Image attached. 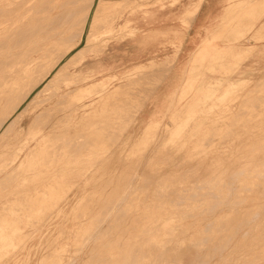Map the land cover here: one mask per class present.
I'll return each mask as SVG.
<instances>
[{"label":"rangeland","instance_id":"1","mask_svg":"<svg viewBox=\"0 0 264 264\" xmlns=\"http://www.w3.org/2000/svg\"><path fill=\"white\" fill-rule=\"evenodd\" d=\"M99 1L95 0L94 6ZM130 1L102 0V9L97 15L99 19H95L91 29L94 51L75 73H92L93 81L77 93L64 96L61 110L60 104L56 107L54 112L61 111L62 120L58 124L59 135L48 140L53 144L47 141L38 156L25 169L20 168L23 171H11L1 164L8 161L13 153H7L3 143H0V235L4 232L0 237V247L5 246L1 247L2 251L0 249V264H264V0H244L245 3L243 0H202L200 6L207 4L212 11L205 19L208 25L204 27L194 22L197 9L190 4L193 0ZM80 2L85 5V1L78 0L77 7L73 6L72 10H79L80 14L77 12L76 15L73 11L72 16L71 10L68 30L73 31L74 15L79 18L84 14L81 9L85 6ZM2 10L0 19L11 16L9 9ZM190 11L193 13L190 14ZM188 13L191 18L186 16ZM66 30L53 54L58 47L64 51L78 39L79 36L71 37V41L69 37L73 32ZM88 32L89 27H86L78 46H83ZM71 53L67 56L70 57ZM167 61L172 62L173 67L139 115V119L144 118L143 124L138 125L139 121L129 124L130 119L126 120V117L134 112L135 105H140L156 80V73H159L155 70L156 66ZM62 66L31 97L44 88ZM36 73L40 74L41 69L25 80L32 82L31 77ZM132 81H135L134 84ZM17 90L15 95L20 93ZM206 90L213 94L207 102L193 101ZM81 96L82 99L79 98ZM28 101L3 124L21 113ZM7 103L3 105L5 109L0 107V116L10 112L11 106ZM1 110L6 113L3 115ZM44 120L49 121L50 117L46 116ZM127 121L129 123H125ZM29 122V117L25 115L22 124L27 127ZM153 128L157 131L154 132ZM145 130L147 135L144 138ZM115 131H119V135L114 134ZM86 137L94 139L92 147ZM137 139L139 143L136 144ZM64 140L69 143L67 147ZM148 142L151 143L148 145ZM58 143L62 144L60 153ZM94 147L101 150L92 153ZM45 148L50 150L45 152ZM110 156H113V164L117 166L113 181L108 183L107 174L103 171ZM64 162L69 168L64 166ZM62 167L65 168L60 170ZM135 173H140V180L134 179ZM18 179L23 182L18 183ZM109 195L115 201H110ZM216 200L218 206L214 204ZM220 200L226 203L221 204ZM190 211L191 215L187 214ZM166 234L170 235L166 237ZM213 235L215 240L211 238ZM181 247H184L183 251ZM74 257L76 259L71 261ZM204 257L208 262L204 261Z\"/></svg>","mask_w":264,"mask_h":264},{"label":"bare ground","instance_id":"2","mask_svg":"<svg viewBox=\"0 0 264 264\" xmlns=\"http://www.w3.org/2000/svg\"><path fill=\"white\" fill-rule=\"evenodd\" d=\"M78 0H0V4H1V10H0V13L2 14L3 10L2 9H9V11L11 12V16L9 18H7V16H4L3 18L0 19V107H2L1 109H5L3 108V105L8 101L9 103L7 104H10L11 106V110L10 112L7 114L6 111L3 112L1 110V112H3L2 114L4 115L6 113V116L4 115V117L1 115V117H3L4 119H2L0 122V131L3 130V132L1 133L0 135V143L2 142L3 143V147H5L6 149V152L7 153H13V156L8 160V161H4L3 164H1L2 166L5 165V167H3L4 169L6 168L7 170H11V171H14L16 169H20L22 167H25L31 163V161L34 159V157H36V155L38 156V153L43 150L44 146H45V143L50 140V138H52L53 136H56L59 135L60 131H59V127H58V124H60L59 122L62 120V115L60 114L61 111L58 112V110L56 112H54L56 110V107L59 106V104L63 101V97L65 96H71L72 94L71 93H74L76 92L77 90L79 89H83L84 87L86 88V86L88 87V85L91 84V82L93 81L92 80V73H87V74H84V75H77L75 74L76 71H77V67L80 66L89 56L90 54L92 53L93 50V44H92V36H93V33L91 31V29L93 28V24H94V21H96L95 19L98 18L97 15H98V12L101 11L100 9H102V5H103V2L102 0L99 1L95 6H94V2L95 0H88V2L86 3V0H81V1H85V5H84V2L83 4H80L81 5H84L85 8L81 9V10H84V14L81 15L79 18L77 15V12H78V15L80 14V11H76V15H74L75 17V21L73 20V25L74 27L72 28L73 31L71 30H68L67 27H69L67 24L70 25V21H68L69 19V16L70 15V12L71 10L73 9V6L75 7L76 3H77ZM130 1V0H129ZM133 1V0H132ZM201 1L202 0H193L192 2H190L191 5H193L194 7H196V9L198 10L199 9V6L201 4ZM244 1V0H243ZM241 1V2H243ZM107 2V1H105ZM121 2V1H120ZM125 2V1H123ZM128 2V1H127ZM131 3V1H130ZM245 3V1H244ZM79 4V3H78ZM79 4V5H80ZM121 4V3H120ZM134 4V3H133ZM139 4V3H138ZM144 4V3H143ZM147 4V3H146ZM240 4V3H239ZM80 5V6H81ZM93 6H94V12H92L91 14V11L93 9ZM128 6V4H127ZM235 5H233L232 7H234ZM77 7V6H76ZM122 7V5H121ZM124 7V6H123ZM228 7V6H227ZM236 7V6H235ZM238 7V6H237ZM82 8V6H81ZM104 8V7H103ZM108 8V6H107ZM119 8V7H118ZM233 9V8H232ZM106 10V9H105ZM196 10V12H197ZM73 11L72 10V16H73ZM74 11V12H75ZM109 11V10H108ZM119 11V10H118ZM195 11V10H194ZM191 12L193 13V11H190V14ZM234 12V11H233ZM237 12V11H236ZM235 13V12H234ZM10 14V13H9ZM107 14V13H106ZM6 15V14H5ZM109 15V14H108ZM113 15V14H112ZM233 15V13H232ZM186 16L188 18H191V16L189 17V13L188 15L186 14ZM195 16V15H194ZM6 17V18H5ZM77 17V19H76ZM105 17V16H104ZM110 17H111V13H110ZM228 17V16H227ZM71 18V17H70ZM108 18V16H107ZM185 18V17H183ZM193 18V17H192ZM99 19V18H98ZM187 18H185L186 20ZM229 19V18H228ZM104 20V19H103ZM101 19V21H103ZM189 20V19H188ZM226 20V19H225ZM100 21V22H101ZM75 22V23H74ZM99 22V21H98ZM99 22V23H100ZM186 22V21H185ZM183 22V23H185ZM96 23V22H95ZM104 23H105V20H104ZM109 23V21H108ZM107 23V24H108ZM187 24V23H186ZM72 25V26H73ZM71 26V27H72ZM96 26V25H95ZM86 27H89V32L87 33L86 35V39H85V43L83 44L82 47L78 46L83 38V34L85 32V29ZM99 27V26H98ZM102 27V26H101ZM99 27V28H101ZM95 28V27H94ZM68 30L73 32L72 34L70 33V37L69 38H76L77 36L78 39L74 41V43L71 44L70 46V43H69V48L67 47L66 49H64V51L62 50H59V47L58 49L56 50L57 51H60L59 53L60 54H57L56 55V52L53 54L52 52L55 50L54 48H57V45L59 43V41L62 39V36H63V33L65 32V30ZM102 29V28H101ZM217 29V28H216ZM66 30V31H67ZM73 35V36H72ZM185 37V36H184ZM72 38H71V41H72ZM67 40V38H66ZM62 42V41H60ZM96 47V46H95ZM98 47V46H97ZM61 49V48H60ZM62 51V53H61ZM72 52V53H71ZM69 53H71L70 57L67 56ZM53 54V56H52ZM65 58V63H63V59ZM63 66L57 71V73L55 74V76L52 78V80L49 81V83H47V85L42 88L41 90H39L33 97H31L32 93L37 90L39 88V86H41L42 84H44L47 79L53 75V72L55 70H57V68L62 65ZM152 67V66H151ZM173 67V63H169L168 61L165 63V62H162L160 64H158L155 68L156 71H159V73L157 74L156 73V80L154 82L153 85H150V91L149 93L145 96V98L141 101L140 105H135L134 107V112L129 114L130 117H126V120L127 119H130V123L127 121L125 123H129V124H133L135 123L136 121H139L138 122V125H142L143 122H144V118H140L139 119V115L142 113L143 109L145 108L146 104H147V101L153 97L154 95V92L155 90L157 91V88L160 87V85L162 84V82L164 81L166 75L170 72V70L172 69ZM41 69V73H36L37 75V78L35 76H32L31 78L33 79L32 82L25 80L26 77L29 78V76H31L32 74H35V72L38 70ZM132 72V71H131ZM39 74V75H38ZM142 74V73H141ZM30 79V80H32ZM95 79V78H94ZM167 79V78H166ZM244 80V79H243ZM27 81V82H26ZM137 81V80H135ZM134 81V82H135ZM146 81V80H145ZM133 82V81H132ZM133 82V84H134ZM142 82V81H141ZM146 84V83H145ZM257 84H258V81H257ZM144 85V83H143ZM262 85V84H261ZM151 86H153L151 88ZM19 87H22L21 88V91L19 89ZM104 87V86H103ZM19 90H17V89ZM261 88V87H260ZM22 89H23V92H22ZM88 89V88H87ZM90 89V88H89ZM16 90L18 92H22L21 95L20 93L19 94H16L15 95V92ZM261 90V89H260ZM259 90V91H260ZM82 91V90H81ZM96 91V90H95ZM78 92V91H77ZM76 92V93H77ZM264 92V91H263ZM17 93V92H16ZM143 93V92H142ZM146 93V92H144ZM209 93V94H208ZM13 94V95H12ZM135 94V93H134ZM134 94H133V97H134ZM208 94V95H207ZM19 95V97H18ZM109 95V94H108ZM128 95V93H127ZM145 95V94H144ZM253 95V94H252ZM74 96V95H73ZM143 96V94H142ZM209 96H213V94L211 95L210 94V91L206 90L204 92L201 93L200 96H197L193 99L194 100H201V101H205L207 102V100L209 99ZM255 96V95H254ZM210 97V98H211ZM72 98V97H71ZM80 99H82V96L79 97ZM125 99V97H123ZM143 98V97H142ZM155 98V97H154ZM123 99V100H124ZM175 99V98H174ZM28 101L26 107H24V110L19 113L17 116H15L12 121H9L8 123H6L5 125L3 124L4 121L10 117L11 115L15 114L19 108L24 104L25 101ZM67 100V99H66ZM69 100V98H68ZM75 100V99H74ZM157 101V100H156ZM264 101V100H263ZM65 102V101H64ZM156 103V102H155ZM123 104V103H122ZM121 104V105H122ZM126 104V102H125ZM255 104V103H254ZM72 105V104H71ZM134 105V104H133ZM248 105V104H247ZM260 105V104H259ZM6 108L8 105H5ZM61 106L63 107V105L60 104L59 106V109L61 110ZM256 106V105H255ZM252 107V106H251ZM8 108H10L8 106ZM58 108V107H57ZM170 108V107H169ZM168 108V110H169ZM63 109V108H62ZM65 109V108H64ZM167 110V111H168ZM66 111V110H65ZM72 113H73V110H72ZM27 115L30 119V122L28 124L27 127H25L23 124H22V118ZM238 115V114H237ZM242 115V113H241ZM49 119L50 117V120L49 121H45L43 122V118L46 117ZM236 116V114H235ZM234 116V117H235ZM253 116V115H252ZM65 117V115H64ZM117 118V117H116ZM232 118V117H231ZM239 118V116H238ZM125 119V118H124ZM124 119H122L124 121ZM163 119V118H162ZM97 120V119H95ZM119 120H120V115H119ZM150 120H153V118H150ZM214 120V119H213ZM117 122V120H115ZM161 121V120H160ZM216 120H214L215 122ZM218 121V119H217ZM43 122V123H41ZM98 122V121H97ZM95 123V122H94ZM110 123V122H109ZM242 123H244L242 121ZM115 124V122L113 123ZM112 124V126H113ZM122 124V123H121ZM202 123H200L201 125ZM228 124V123H227ZM101 124H99V127H100ZM103 125V124H102ZM117 125V124H116ZM127 125V124H126ZM125 125V126H126ZM63 126V125H62ZM93 126V125H92ZM104 126H105V123H104ZM102 126V127H104ZM118 126V125H117ZM152 126V125H151ZM170 126V125H169ZM168 126V128H169ZM214 126V125H213ZM239 126V125H238ZM64 127V126H63ZM101 127V128H102ZM111 127V126H110ZM212 127V126H211ZM115 128V126H114ZM127 128V127H126ZM60 129H62V127H60ZM121 129V128H120ZM154 129V132H155V128ZM214 129V128H213ZM91 130V129H90ZM95 130V128H94ZM100 130V129H99ZM109 130V129H108ZM107 130V131H108ZM116 130V129H115ZM169 130V129H168ZM89 130L87 129V132ZM124 132V129L122 130ZM157 131V130H156ZM63 132V131H62ZM90 132V131H89ZM100 133L103 134L102 131H99ZM109 132V131H108ZM119 132V131H118ZM117 131L114 132V134L116 135H119L117 134L118 133ZM110 133V132H109ZM120 133V132H119ZM213 133V132H212ZM227 133V132H226ZM21 134H23L24 136H21ZM63 134V133H62ZM65 134V133H64ZM84 134V133H83ZM82 134V135H83ZM111 134V133H110ZM113 134V132H112ZM122 134V133H121ZM120 134V136H121ZM152 134L154 135V133L152 132ZM225 134V133H223ZM228 134V133H227ZM79 135V134H78ZM88 136V134H86ZM92 135V134H91ZM95 135H96V132H95ZM99 135V133H98ZM145 135V136H144ZM147 135V131L145 130V132L143 133V136L144 138L146 137ZM215 135V134H214ZM74 136V135H73ZM85 136V134H84ZM108 136V135H107ZM106 136V137H107ZM149 136V135H148ZM227 136V135H226ZM225 136V138H226ZM78 136L74 137L75 139L77 138ZM101 137V135H100ZM109 137V136H108ZM111 137V136H110ZM119 136H117L118 138ZM150 137V136H149ZM53 138V140L55 139ZM83 138V137H82ZM90 140V143L92 142V139L94 138L95 139V136H93V138H89V137H86ZM105 137H103L104 139ZM116 138V139H117ZM148 138V137H147ZM73 139V137L71 138V140ZM74 139V140H75ZM79 139V138H78ZM77 139V142H79V140ZM93 139V140H94ZM113 139V137H112ZM111 139V140H112ZM210 139V138H208ZM224 139V137H223ZM52 140V139H51ZM50 140V141H51ZM62 140V138L60 139V141ZM68 140V139H67ZM82 140V139H81ZM86 140V139H85ZM84 140V141H85ZM88 140V141H89ZM98 141H100L99 139H97ZM102 140V139H101ZM109 140V139H108ZM110 140V141H111ZM139 139L136 140V144L139 143L138 141ZM147 140V139H146ZM227 140V139H226ZM50 141H48L49 144H53V142L51 143ZM66 140H64L65 142ZM76 141V140H75ZM104 141V140H103ZM102 141V142H103ZM113 141L115 142V139H113ZM117 141V140H116ZM144 140H142V143H143ZM58 142H59V139H58ZM73 142V141H72ZM82 142V141H81ZM147 142V141H146ZM61 143V142H60ZM63 143V141H62ZM83 143V142H82ZM82 143H80L82 145ZM89 143V145H90ZM100 143V142H98ZM106 143V142H105ZM112 143V141H111ZM151 143V142H150ZM148 142V145L150 144ZM210 143V142H209ZM224 143V142H223ZM48 144V145H49ZM64 144V143H63ZM67 144L68 141H66V147L68 146ZM75 144V143H74ZM79 144V145H80ZM108 143H106L107 145ZM204 144V142H203ZM208 144V143H207ZM56 145H59L58 146V151L60 153V145L59 143L56 144ZM81 145L79 147H81ZM86 145V143H85ZM103 145V144H102ZM104 145V146H106ZM51 145H49L50 147ZM72 146H73V143H72ZM75 146V145H74ZM84 146V145H83ZM82 146V147H83ZM87 146H88V143H87ZM96 146V145H95ZM143 146V144H142ZM145 146V145H144ZM263 146V145H262ZM48 147V148H49ZM56 147V146H55ZM65 147V146H64ZM65 147V148H66ZM70 147V145H69ZM92 147V143H91V146ZM109 147H110V142H109ZM148 147V146H147ZM147 147H141V148H147ZM208 147V146H207ZM52 148V147H51ZM63 148V147H62ZM61 148V150H62ZM64 148V149H65ZM95 149L92 151V153L94 152H97L99 150H101L100 148L98 147H94ZM132 148V147H131ZM206 148V146H205ZM56 149V148H55ZM83 149V148H82ZM50 150V149H48ZM47 150V151H48ZM66 150V149H65ZM65 150L63 153H65ZM78 150V149H76ZM80 150V149H79ZM139 150V148H138ZM259 150V149H258ZM46 151V148H45V152ZM57 151V152H58ZM74 151V150H73ZM84 151V150H83ZM168 151V150H167ZM50 152V151H49ZM140 152V151H138ZM145 152V150H144ZM198 152V150H197ZM200 152V150H199ZM72 153V152H71ZM80 153V152H79ZM142 153V151H141ZM263 153V152H262ZM51 154H52V151H51ZM49 154V155H51ZM82 154V153H81ZM144 154V153H143ZM73 155V153H72ZM77 155V154H76ZM103 155V154H102ZM101 155V156H102ZM193 155V154H192ZM81 156V155H79ZM99 156V159L100 157ZM137 156V155H136ZM246 156V155H245ZM46 157V156H45ZM72 157V156H71ZM122 156H120L121 158ZM255 157V156H254ZM260 157V156H259ZM47 158V157H46ZM52 158V157H51ZM57 158V157H56ZM76 158V157H75ZM113 156H110V158L107 160V163H105L104 165H107V168H104V171L103 173H106V180L109 182H112L115 175L114 174V170H116V166L115 164H113L114 162V159H112ZM141 158H142V155H141ZM168 158V157H167ZM264 158V157H263ZM55 159V158H54ZM94 159V158H93ZM138 159V158H137ZM47 160V159H46ZM89 161V160H88ZM98 161V157L96 158L95 162ZM244 161V160H243ZM249 161V159H248ZM247 161V162H248ZM1 162V161H0ZM135 162H139V161H135ZM42 163V162H41ZM62 163V162H61ZM66 163H69L67 162L66 160ZM65 162L63 163L64 166L66 164ZM76 164V161L74 162ZM81 163V162H80ZM91 163H93V160L91 161ZM241 163V162H240ZM71 164V163H70ZM74 164V165H75ZM136 163H134L135 165ZM36 165H37V162H36ZM73 165V164H72ZM78 165V164H76ZM75 165V166H76ZM137 165H139L137 163ZM136 165V166H137ZM141 165V163H140ZM42 166V165H41ZM68 167V164L66 165ZM65 166V167H66ZM154 166V164H153ZM37 167V166H36ZM65 167H62L60 170H63V168ZM144 167H145V163H144ZM69 168V167H68ZM155 168V167H154ZM153 168V169H154ZM254 168V167H253ZM30 169V168H29ZM136 169V167H135ZM192 169V167H191ZM21 170V169H20ZM68 170V169H67ZM65 170V172L67 171ZM123 170V169H122ZM23 171V170H21ZM193 171H194V167H193ZM241 171V170H240ZM18 172V171H17ZM131 172V171H130ZM227 172V171H226ZM142 173V172H141ZM256 173V172H255ZM11 174V172H10ZM16 174V173H15ZM111 174V175H110ZM121 174V171L119 173V175ZM154 174V173H153ZM156 174V173H155ZM191 174V173H190ZM194 174V173H193ZM60 175V174H59ZM62 175V173H61ZM130 175V174H128ZM133 175V174H132ZM183 175V174H182ZM226 175V173H225ZM246 175V174H245ZM121 176V175H120ZM134 179H139V176H140V173H135L134 175ZM136 176V177H135ZM144 176V174H143ZM152 176V175H151ZM162 178L164 177L163 175H161ZM194 176V175H192ZM231 176V175H230ZM233 176V175H232ZM236 176V175H235ZM260 176V174H259ZM63 177V176H61ZM174 177H175V174H174ZM3 178V177H2ZM5 178V177H4ZM33 178V177H32ZM119 178V176L117 177ZM235 178V177H234ZM1 179V178H0ZM10 179V178H9ZM128 179V178H127ZM141 179H144V177L142 178L141 176ZM171 179V177H170ZM230 179V178H228ZM244 179V177L242 178ZM255 179V178H254ZM257 179V178H256ZM264 179V178H263ZM8 180V178H7ZM11 182L13 181L12 179H10ZM36 180V179H35ZM140 180V179H139ZM146 180V179H144ZM165 180V179H163ZM178 180V179H177ZM192 180V179H191ZM18 183H21L23 182L22 180L18 179L17 180ZM125 181V180H124ZM171 181V180H169ZM245 180H243L244 182ZM10 182V183H11ZM26 182V180H25ZM31 182V181H30ZM143 182V181H142ZM147 182V181H146ZM211 182V181H210ZM218 182V180H217ZM263 182V181H262ZM6 183V181H5ZM9 183V182H8ZM172 183V181H171ZM173 183H174V178H173ZM178 185L180 186L179 184V181L177 182ZM256 183V182H255ZM253 183V184H255ZM2 185V183H0ZM4 184V182H3ZM158 184V183H157ZM155 184V186L157 185ZM230 184V183H229ZM252 184V183H251ZM258 184V183H257ZM195 185H196V182H195ZM207 185V184H206ZM219 185V184H218ZM232 185V184H231ZM67 186V185H66ZM73 186V184H72ZM177 186V185H176ZM183 188H184V185H182ZM202 186V185H201ZM239 186V185H238ZM244 186H247V185H244ZM122 188V186H119ZM166 187V186H165ZM169 187V185H168ZM193 187V186H192ZM197 187V186H196ZM199 187V185H198ZM197 187V188H198ZM207 187V186H206ZM211 187V185H210ZM216 187V186H215ZM222 187V186H221ZM6 188V187H5ZM145 188V187H144ZM194 188V187H193ZM203 188V187H202ZM208 188V187H207ZM219 188V187H218ZM226 188V187H225ZM242 188V187H241ZM251 188V187H249ZM4 189V188H3ZM120 189V188H119ZM146 189V188H145ZM148 189V188H147ZM146 189V190H147ZM155 189V188H154ZM187 189V187L185 188ZM195 189V188H194ZM199 189V188H198ZM212 189V188H211ZM220 189V188H219ZM223 189V187H222ZM243 189H246L245 187H243ZM258 189V188H257ZM113 190V189H112ZM118 190V189H117ZM124 190V189H123ZM169 190V189H168ZM172 190V189H171ZM197 190V189H196ZM248 191V189H246ZM66 191V190H65ZM119 191V190H118ZM156 191V190H155ZM202 191V190H201ZM200 191V193H201ZM205 191V190H204ZM226 191V189H225ZM235 191V190H233ZM239 191V189H238ZM253 191V190H252ZM255 191V190H254ZM259 191V190H258ZM69 192V191H68ZM154 192V191H153ZM160 192V191H158ZM175 192V191H174ZM162 193V192H161ZM169 193V192H168ZM199 193V191H198ZM209 193V192H208ZM214 193V192H213ZM218 193V190L217 192ZM214 193V194H216ZM60 194V193H59ZM102 194V193H101ZM121 194H123L121 192ZM155 194V193H154ZM173 194V193H172ZM177 194V193H176ZM248 194V193H247ZM125 195V194H124ZM163 195V193H162ZM202 195V194H201ZM209 195V194H208ZM213 195V194H212ZM235 195V194H234ZM249 195V194H248ZM110 196V195H109ZM108 196V197H109ZM114 196V194H113ZM168 196V195H167ZM171 196V194H170ZM181 196V195H180ZM179 196V197H180ZM195 196V195H194ZM211 196V195H209ZM223 196L225 197V195L223 194ZM236 196V195H235ZM234 196V197H235ZM243 196V195H242ZM246 196V195H245ZM48 197V196H47ZM53 197V196H52ZM90 197V196H89ZM106 197V196H105ZM158 198V196H156ZM206 197V195H205ZM214 197V195H213ZM216 197H217V194H216ZM219 197V196H218ZM237 197V196H236ZM263 197V196H262ZM87 198V197H86ZM85 198V199H86ZM166 198V196H165ZM187 198V197H186ZM204 198V196H203ZM244 198V197H243ZM49 199V198H48ZM110 199H111V196H110ZM109 199V200H110ZM114 200V198H112ZM112 199L110 201H112ZM154 200V198H152ZM184 199V198H183ZM207 199V197H206ZM215 199V197H214ZM224 199V198H223ZM222 199V200H223ZM252 199V198H251ZM254 199V197H253ZM60 200V199H59ZM161 200V199H160ZM165 200V199H164ZM174 200V199H173ZM172 200V201H173ZM260 200V199H259ZM86 201V200H85ZM115 201V200H114ZM118 201V200H116ZM132 201V200H131ZM201 201V200H200ZM219 201V200H218ZM57 203V201H55ZM109 201L107 200V203ZM133 202V201H132ZM161 201H159L160 203ZM192 202V201H191ZM207 202V201H206ZM217 205V200L215 201ZM221 202V200H220ZM17 203V202H16ZM88 203V202H87ZM126 203V202H125ZM124 203V204H125ZM152 203V202H151ZM157 203V202H156ZM213 204V201L211 202ZM222 203H226V201L224 202H221ZM237 203H239L237 201ZM54 204V203H53ZM123 204V205H124ZM162 204V203H161ZM181 204V203H180ZM190 204V203H189ZM192 204V203H191ZM208 204H209V201H208ZM207 204V205H208ZM261 204V203H260ZM127 205V204H126ZM132 205V204H131ZM159 205V204H158ZM167 205V204H166ZM204 205V204H203ZM203 205H202V208H203ZM211 205V204H210ZM215 205V206H216ZM219 205V203H218ZM217 205V206H218ZM225 205V204H224ZM13 206V205H12ZM100 206V205H99ZM134 206V205H133ZM165 206V205H164ZM163 206V207H164ZM180 206V205H179ZM206 206V205H205ZM233 206V204L231 205ZM263 206V205H262ZM111 207V206H110ZM124 208V206H122ZM126 207V206H125ZM135 207V206H134ZM207 207V206H206ZM210 207V206H209ZM240 207V206H239ZM252 207V206H250ZM258 207V205H257ZM260 207V206H259ZM100 208V207H99ZM130 208V207H129ZM146 208V207H144ZM191 208V207H190ZM201 208V209H202ZM212 208V206H211ZM214 208V207H213ZM216 208V207H215ZM229 208V207H228ZM246 208V207H245ZM262 208V207H261ZM27 209V208H26ZM37 209V208H36ZM106 209V207H105ZM177 209V208H176ZM175 209V210H176ZM188 209V208H187ZM205 209V208H204ZM174 210V209H173ZM178 210V209H177ZM177 210H176V213H177ZM206 210V209H205ZM213 210V209H212ZM11 211V209H10ZM27 211V210H26ZM38 211V209H37ZM107 211H108V208H107ZM123 211V210H122ZM134 211V210H133ZM201 211V210H200ZM235 211V210H233ZM241 211V209H240ZM29 212V211H28ZM27 212V213H28ZM212 211H210L211 213ZM254 212V211H253ZM252 212V213H253ZM20 213V212H19ZM82 213V212H81ZM107 213V212H106ZM109 213V212H108ZM132 213V211L130 212ZM195 213V212H194ZM198 213V212H197ZM200 213V212H199ZM233 213V212H232ZM242 213V212H241ZM258 213V211H257ZM2 214V213H1ZM101 214V213H100ZM103 214V212H102ZM105 214V212H104ZM103 214V215H104ZM116 216L118 215L117 213H115ZM129 214V213H128ZM175 214V213H174ZM187 214L191 215V211ZM226 214V213H224ZM235 214V213H234ZM19 215V214H18ZM27 215V214H26ZM79 215V214H78ZM106 215V214H105ZM143 215V214H142ZM146 215V214H145ZM149 215V214H148ZM170 215V214H169ZM246 215V214H245ZM249 215V214H248ZM252 215V214H251ZM256 216H258L257 214H254ZM253 215V216H254ZM32 216V215H31ZM97 216V215H96ZM102 216V215H101ZM186 216V215H184ZM252 216V218H253ZM263 216V215H262ZM260 215V217H262ZM147 217V216H146ZM238 217V216H236ZM248 217V216H247ZM4 218H6L4 216ZM36 218V217H35ZM34 218V219H35ZM98 218V217H97ZM119 218V217H117ZM135 218V216H134ZM159 221L161 222V217H159ZM185 218V217H184ZM209 218V217H208ZM219 218V217H217ZM222 218V217H221ZM255 218V217H254ZM2 219V217H1ZM96 219V218H95ZM95 219H94V222H95ZM233 219V218H232ZM113 220V219H112ZM155 220V219H154ZM203 219H201L202 221ZM214 220V219H212ZM211 220V222H212ZM223 220V219H222ZM226 220V219H225ZM231 220V219H230ZM246 220V219H245ZM251 220V218H250ZM99 221V220H98ZM101 221V220H100ZM127 221V220H126ZM156 221V220H155ZM215 221L217 222L218 220L215 219ZM237 222V219L235 220ZM242 221V219H241ZM1 222V221H0ZM3 222H6V221H3ZM91 222V221H90ZM92 222V223H94ZM114 222V221H113ZM210 222V221H209ZM206 223V224H209ZM234 222V220H233ZM245 223V221H242ZM249 222V220L247 221ZM32 223V222H31ZM158 223V222H157ZM214 223V222H213ZM240 223V222H239ZM238 223V224H239ZM251 223V222H250ZM99 224V223H98ZM163 224V223H161ZM177 223L175 222V225ZM214 224H217V223H214ZM228 224V223H227ZM230 224V223H229ZM243 224V223H242ZM242 224H240L242 226ZM8 225V223H7ZM81 225V223H80ZM92 225V224H91ZM90 225V226H91ZM113 225V223H112ZM120 225V224H119ZM131 225V224H130ZM178 225V224H177ZM220 225V223H219ZM225 225V223H224ZM94 226V225H93ZM92 226V227H93ZM97 226V224H96ZM115 226V225H114ZM206 226V225H205ZM109 227V226H108ZM107 227V228H108ZM112 227V226H111ZM162 227V226H161ZM160 226L158 228H161ZM175 227V226H174ZM214 227V226H213ZM218 227V226H217ZM221 227V225H220ZM225 227V226H224ZM229 227V226H227ZM238 227V225H237ZM134 228V227H133ZM176 228V227H175ZM173 228V229H175ZM178 228V227H177ZM205 228V227H204ZM236 228V227H235ZM241 228V227H240ZM243 228V227H242ZM2 229V228H1ZM87 229V227H86ZM90 229L92 230V228L90 227ZM95 229V228H94ZM128 229V228H127ZM213 229V228H212ZM223 229V228H222ZM238 229V228H237ZM216 230V229H215ZM214 230V231H215ZM225 230H226V227H225ZM233 230V229H232ZM2 231V230H1ZM5 231V230H4ZM95 231V230H94ZM187 231V229H186ZM213 231V230H212ZM220 231V230H219ZM247 231V230H246ZM126 232V231H125ZM144 232V231H143ZM151 231H149V234H150ZM202 232V231H201ZM208 232V230H207ZM22 233V232H21ZM105 233V231H104ZM122 233H124V231L122 230ZM138 233V232H136ZM199 233V231H198ZM221 233V232H220ZM228 233V232H226ZM234 234L237 233V232H233ZM245 233V231H244ZM86 234V233H85ZM125 234V233H124ZM140 234V233H139ZM144 234V233H143ZM156 233H154L155 235ZM210 234V232H209ZM232 234V233H231ZM1 235H4V232L3 234ZM0 235V237H1ZM8 235V234H7ZM87 235V234H86ZM91 235V234H90ZM136 235V234H134ZM170 235V234H168ZM168 235L166 234V237H168ZM200 235V233H199ZM205 235V234H204ZM221 235V234H220ZM223 235H224V232H223ZM6 236V235H5ZM10 236V235H8ZM83 236V235H82ZM99 236V235H98ZM104 236V235H103ZM122 236V235H121ZM197 236V234H196ZM229 236V234H228ZM11 237V236H10ZM102 237V236H101ZM100 237V238H101ZM128 237V236H127ZM138 237V236H137ZM148 237V236H147ZM220 237V236H219ZM222 237V236H221ZM224 237V236H223ZM234 237V236H233ZM86 238V237H85ZM88 238V237H87ZM140 238V237H139ZM138 238V239H139ZM174 238V236H173ZM172 238V239H173ZM194 238V237H193ZM201 238V237H200ZM204 238V236H203ZM202 238V239H203ZM207 238V237H206ZM214 239V235L211 237ZM231 238V237H230ZM246 238V237H245ZM23 240V238H21ZM121 239V238H120ZM125 239V238H124ZM147 239V238H146ZM149 239V238H148ZM171 239V240H172ZM195 239V238H194ZM199 239V237H198ZM216 239V238H215ZM214 239V240H215ZM219 239V238H218ZM217 239V240H218ZM226 239V238H225ZM244 239V237H243ZM150 240V239H149ZM209 240V238H208ZM224 240V239H223ZM229 240V239H228ZM20 241V240H19ZM27 241V240H26ZM120 241V240H119ZM126 241V240H125ZM123 241V243L125 242ZM152 241V240H151ZM170 241V239H169ZM167 241V242H169ZM196 241V240H194ZM205 241V239H204ZM227 241V240H226ZM231 242V240H229ZM139 242V240H138ZM137 242V243H138ZM153 242V241H152ZM165 242V243H167ZM199 242V241H198ZM229 242V243H230ZM1 243V242H0ZM52 242H50L49 244H51ZM82 243V242H81ZM80 243V244H81ZM130 243V242H129ZM143 243L145 244V242L143 241ZM164 243V242H163ZM180 243V242H179ZM219 243V242H217ZM3 244V243H2ZM83 244V243H82ZM112 244V243H111ZM134 244V243H133ZM153 244V243H152ZM168 244V243H167ZM216 244V243H215ZM109 245V244H108ZM113 245V244H112ZM105 246V245H104ZM126 246V245H125ZM129 246V245H128ZM169 246V244H168ZM191 246V245H190ZM201 246V245H200ZM1 247H4L5 246H1ZM0 247V249H1ZM7 247V246H6ZM79 247V245H78ZM127 247V246H126ZM131 247V246H130ZM154 247V246H153ZM193 247V246H192ZM222 246H220L221 248ZM226 247V246H225ZM128 248V247H127ZM182 248V251H183V248L184 247H181ZM180 248V250H181ZM213 248V247H212ZM8 249V248H7ZM10 249V248H9ZM134 249V248H133ZM137 249V248H136ZM139 249V248H138ZM165 249V248H164ZM163 249V250H164ZM167 249V248H166ZM165 249V250H166ZM196 249V248H195ZM219 249V247H218ZM3 249H1L2 251ZM45 250V249H44ZM131 250V249H129ZM162 250V251H163ZM171 250V249H170ZM180 250H179V253H180ZM199 250V249H198ZM215 250V249H214ZM217 250V249H216ZM74 251V250H73ZM127 251V250H126ZM177 251V250H176ZM186 251V250H185ZM219 251V250H218ZM264 251V250H263ZM132 252V251H131ZM136 252V251H134ZM209 252V251H208ZM261 252V251H260ZM5 253V252H4ZM49 253V252H48ZM99 253V252H98ZM123 253V251H122ZM133 253V252H132ZM163 253V252H162ZM183 253V252H181ZM221 253V252H220ZM2 254V253H1ZM6 254V253H5ZM103 254V253H102ZM208 254V253H207ZM237 254V253H236ZM74 255V254H73ZM60 256V255H59ZM102 256V255H101ZM116 256V255H115ZM131 256V255H130ZM134 256V255H133ZM132 256V257H133ZM159 256V255H158ZM167 256V255H166ZM207 256V255H206ZM214 256V254H213ZM3 257V256H1ZM138 257V256H137ZM72 258V257H71ZM120 259V257H118ZM125 258V257H124ZM205 258V257H204ZM209 258V257H208ZM212 258V257H211ZM47 260H49L47 257H46ZM55 259V258H54ZM59 259V257H58ZM57 259V260H58ZM76 259V257H74L73 260L71 261H74ZM110 259V258H109ZM128 259V258H127ZM161 259V258H160ZM173 259V258H172ZM42 260V259H40ZM43 260L44 257H43ZM70 260V258H69ZM115 260V259H114ZM118 260V259H117ZM130 260V259H129ZM132 260V258H131ZM140 260V259H139ZM53 261V259H52ZM55 261V260H54ZM70 261V262H71ZM120 261V260H119ZM173 261V260H172ZM206 261V258L205 260ZM56 262V261H55ZM108 262V260H107ZM123 262V261H122ZM138 262V261H137ZM140 262V261H139ZM162 262V261H161ZM160 262V263H161ZM192 262V261H191ZM201 262V261H200ZM202 262H203V259H202ZM208 262V261H206ZM45 263V262H43ZM60 263V262H59ZM72 263V262H71ZM100 263V262H99ZM109 263V262H108ZM111 263V262H110ZM127 263V262H126ZM177 263H178V260H177ZM54 264V263H53ZM70 264V263H68ZM95 264V262H94ZM139 264V263H138ZM180 264V263H179ZM200 264V263H199ZM234 264V263H233Z\"/></svg>","mask_w":264,"mask_h":264},{"label":"crops","instance_id":"3","mask_svg":"<svg viewBox=\"0 0 264 264\" xmlns=\"http://www.w3.org/2000/svg\"><path fill=\"white\" fill-rule=\"evenodd\" d=\"M212 11H210V7L206 4V6L204 7V3H202V5L200 6V8L198 9L196 16L194 18V22H199V24H202L203 27L208 25L207 21L205 22V19H207L208 15L211 13Z\"/></svg>","mask_w":264,"mask_h":264}]
</instances>
